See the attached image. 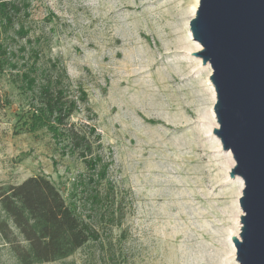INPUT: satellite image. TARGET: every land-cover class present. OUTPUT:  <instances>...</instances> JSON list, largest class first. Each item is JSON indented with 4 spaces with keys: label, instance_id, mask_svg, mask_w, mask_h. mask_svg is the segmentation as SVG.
Instances as JSON below:
<instances>
[{
    "label": "rangeland",
    "instance_id": "1",
    "mask_svg": "<svg viewBox=\"0 0 264 264\" xmlns=\"http://www.w3.org/2000/svg\"><path fill=\"white\" fill-rule=\"evenodd\" d=\"M197 4L32 1L27 26L44 58L59 59L85 88L92 119L79 111L70 121L94 124L119 202L118 224L98 225L97 241L39 264H239L230 237L240 229L241 190L212 133L211 68L191 54L201 48L188 35ZM30 102L0 71V185L44 175L73 205L84 166L60 155L45 129L37 137L24 129ZM0 264H15L3 245Z\"/></svg>",
    "mask_w": 264,
    "mask_h": 264
},
{
    "label": "trees",
    "instance_id": "2",
    "mask_svg": "<svg viewBox=\"0 0 264 264\" xmlns=\"http://www.w3.org/2000/svg\"><path fill=\"white\" fill-rule=\"evenodd\" d=\"M32 1L0 0V71L30 96L24 129L34 137L45 129L59 154L79 159L84 171L72 186L73 205L44 175L0 185V245L15 264L63 260L97 241L98 225L119 222L116 189L108 175L111 158L105 156L101 136L89 121H70L79 111L91 121L87 92L69 78L59 59L44 58L39 35L27 26Z\"/></svg>",
    "mask_w": 264,
    "mask_h": 264
},
{
    "label": "water",
    "instance_id": "3",
    "mask_svg": "<svg viewBox=\"0 0 264 264\" xmlns=\"http://www.w3.org/2000/svg\"><path fill=\"white\" fill-rule=\"evenodd\" d=\"M189 30L201 46L191 54L211 68L212 133L243 180L235 259L264 264V0H198Z\"/></svg>",
    "mask_w": 264,
    "mask_h": 264
},
{
    "label": "bare ground",
    "instance_id": "4",
    "mask_svg": "<svg viewBox=\"0 0 264 264\" xmlns=\"http://www.w3.org/2000/svg\"><path fill=\"white\" fill-rule=\"evenodd\" d=\"M197 2V1H196ZM194 10H195V6H193L192 7V11L194 12ZM188 35L189 36H191V34H190V32H189V30H188ZM193 48H195V49H198L199 48V45L198 44H196V46H194ZM211 86V85H210ZM214 88H213V86H211V91H212V93H214V90H213ZM213 112H212V116H213ZM216 140H217V143H218V145H220V143H219V140H218V138L216 137ZM229 156L231 155V153L229 152V151H225ZM233 181H237L238 182V185H239V191L241 190V188L243 187V180L241 179V177H239V176H235V177H233V178H231ZM230 179V180H231Z\"/></svg>",
    "mask_w": 264,
    "mask_h": 264
}]
</instances>
